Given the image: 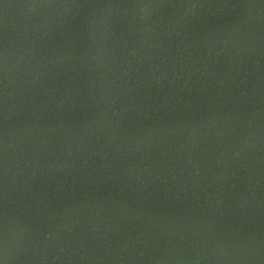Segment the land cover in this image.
Instances as JSON below:
<instances>
[{"label":"trees","instance_id":"trees-1","mask_svg":"<svg viewBox=\"0 0 264 264\" xmlns=\"http://www.w3.org/2000/svg\"><path fill=\"white\" fill-rule=\"evenodd\" d=\"M0 264H264V0H0Z\"/></svg>","mask_w":264,"mask_h":264}]
</instances>
